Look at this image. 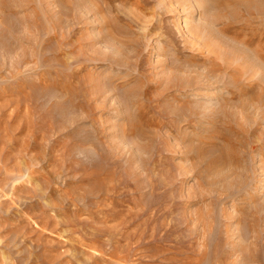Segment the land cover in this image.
Returning <instances> with one entry per match:
<instances>
[{
	"label": "rangeland",
	"instance_id": "rangeland-1",
	"mask_svg": "<svg viewBox=\"0 0 264 264\" xmlns=\"http://www.w3.org/2000/svg\"><path fill=\"white\" fill-rule=\"evenodd\" d=\"M0 264H264V0H0Z\"/></svg>",
	"mask_w": 264,
	"mask_h": 264
}]
</instances>
